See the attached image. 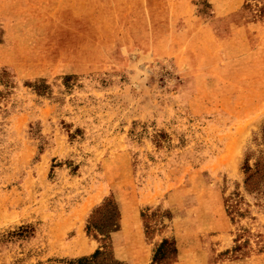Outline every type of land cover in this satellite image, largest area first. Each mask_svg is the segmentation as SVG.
I'll return each mask as SVG.
<instances>
[{
	"label": "rangeland",
	"instance_id": "obj_1",
	"mask_svg": "<svg viewBox=\"0 0 264 264\" xmlns=\"http://www.w3.org/2000/svg\"><path fill=\"white\" fill-rule=\"evenodd\" d=\"M93 254L264 264V0H0V264Z\"/></svg>",
	"mask_w": 264,
	"mask_h": 264
},
{
	"label": "trees",
	"instance_id": "obj_2",
	"mask_svg": "<svg viewBox=\"0 0 264 264\" xmlns=\"http://www.w3.org/2000/svg\"><path fill=\"white\" fill-rule=\"evenodd\" d=\"M97 252H95L96 254ZM93 254L92 256L90 257H84V258H79V259H76V260H72L71 262H74L76 264H89L91 263V260H92V257L95 255Z\"/></svg>",
	"mask_w": 264,
	"mask_h": 264
}]
</instances>
